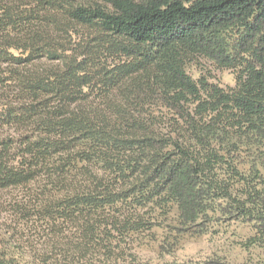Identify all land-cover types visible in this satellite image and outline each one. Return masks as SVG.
Here are the masks:
<instances>
[{
  "label": "trees",
  "instance_id": "16d2710c",
  "mask_svg": "<svg viewBox=\"0 0 264 264\" xmlns=\"http://www.w3.org/2000/svg\"><path fill=\"white\" fill-rule=\"evenodd\" d=\"M32 184L20 216L83 239L58 264H113L160 219L264 240V0H0V193Z\"/></svg>",
  "mask_w": 264,
  "mask_h": 264
},
{
  "label": "rangeland",
  "instance_id": "374dc122",
  "mask_svg": "<svg viewBox=\"0 0 264 264\" xmlns=\"http://www.w3.org/2000/svg\"><path fill=\"white\" fill-rule=\"evenodd\" d=\"M200 69L207 70L211 80L221 86L234 84L231 71L216 70L201 60L189 71L197 77ZM35 186L32 184L26 189L0 193V228L12 239L15 248L18 246L27 264H58L65 260L63 257L76 259L86 249L82 248L83 239L75 227H62V231L55 230L57 232L54 233L52 229L56 227L45 223L32 225L30 218L23 219L16 210V206L21 208L27 204L31 209ZM174 226L172 218L160 219L151 230L119 240L113 248L116 253L111 255L112 263L180 264L219 256L232 264H264V240L256 237V231L250 224L213 223L202 235H179ZM93 254L91 250L87 260L93 258ZM99 255L103 257L101 253Z\"/></svg>",
  "mask_w": 264,
  "mask_h": 264
}]
</instances>
